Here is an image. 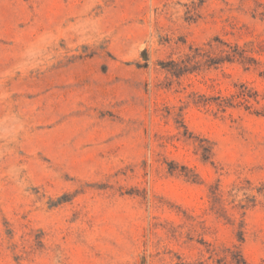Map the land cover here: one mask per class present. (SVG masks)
Returning a JSON list of instances; mask_svg holds the SVG:
<instances>
[{"label": "rangeland", "instance_id": "1", "mask_svg": "<svg viewBox=\"0 0 264 264\" xmlns=\"http://www.w3.org/2000/svg\"><path fill=\"white\" fill-rule=\"evenodd\" d=\"M0 264H264V0H0Z\"/></svg>", "mask_w": 264, "mask_h": 264}]
</instances>
